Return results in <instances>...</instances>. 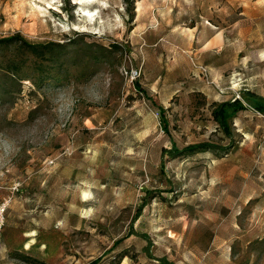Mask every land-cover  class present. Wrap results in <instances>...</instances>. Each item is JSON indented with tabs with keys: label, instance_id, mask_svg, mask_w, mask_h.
<instances>
[{
	"label": "rangeland",
	"instance_id": "obj_1",
	"mask_svg": "<svg viewBox=\"0 0 264 264\" xmlns=\"http://www.w3.org/2000/svg\"><path fill=\"white\" fill-rule=\"evenodd\" d=\"M13 35L0 264H264V0H0Z\"/></svg>",
	"mask_w": 264,
	"mask_h": 264
},
{
	"label": "trees",
	"instance_id": "obj_2",
	"mask_svg": "<svg viewBox=\"0 0 264 264\" xmlns=\"http://www.w3.org/2000/svg\"><path fill=\"white\" fill-rule=\"evenodd\" d=\"M16 36H9V37H6V38H1L0 41L2 42H5V43H9L11 41H13L15 39ZM26 45L30 48H33L35 47L34 44L32 43H26ZM234 105V102H230V101H224V102H221L217 105L216 108H214L213 110V115H214V118L215 120H217V122L219 123V125H221L222 127L224 128H227V116H226V113H225V108L226 107H230ZM208 144L206 143H201V144H196V145H191V146H187L183 149H177L176 148L172 151V154L174 153H180L181 151H190V150H193L195 148H200V147H206ZM143 235L144 237H146V239L148 240L147 244L150 243L149 242V239H148V236H146L145 234H141ZM148 246H146V250L148 249L147 248ZM148 252V250H147ZM149 253V252H148ZM151 256V254H149ZM162 264H172L171 262H169L166 258L164 257H159L157 258Z\"/></svg>",
	"mask_w": 264,
	"mask_h": 264
},
{
	"label": "built area",
	"instance_id": "obj_3",
	"mask_svg": "<svg viewBox=\"0 0 264 264\" xmlns=\"http://www.w3.org/2000/svg\"><path fill=\"white\" fill-rule=\"evenodd\" d=\"M129 76L131 79H135L138 76L137 70H130ZM238 97H239V94H235V98H238ZM4 206H5L4 204H2L0 206V215H2V211L4 210ZM2 223H3V220H2V218H0V228L2 226Z\"/></svg>",
	"mask_w": 264,
	"mask_h": 264
},
{
	"label": "bare ground",
	"instance_id": "obj_4",
	"mask_svg": "<svg viewBox=\"0 0 264 264\" xmlns=\"http://www.w3.org/2000/svg\"><path fill=\"white\" fill-rule=\"evenodd\" d=\"M83 194H84V196H86V193L85 192Z\"/></svg>",
	"mask_w": 264,
	"mask_h": 264
}]
</instances>
